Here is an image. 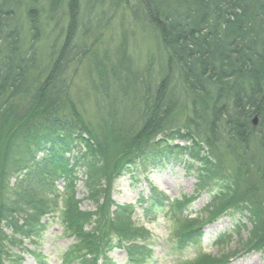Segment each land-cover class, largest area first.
Instances as JSON below:
<instances>
[{
	"label": "trees",
	"instance_id": "obj_1",
	"mask_svg": "<svg viewBox=\"0 0 264 264\" xmlns=\"http://www.w3.org/2000/svg\"><path fill=\"white\" fill-rule=\"evenodd\" d=\"M121 7L152 37L159 70L154 56L139 65L127 38L111 54L102 48L106 15ZM83 68L92 101L104 103L92 119L72 93ZM127 103L132 112L117 109ZM176 138L192 143L172 144ZM81 142L80 159L71 158ZM184 152L203 165L200 188L226 177L227 165L233 173L206 219L190 217L195 196L170 203L181 247L202 241L201 224L234 210L252 222L243 251L264 250V0H0V264L25 238L37 243L42 218L58 210L80 240L67 264L111 262L114 235L132 264H148L151 232L135 226L136 205L116 203L111 187L131 164L160 167ZM79 161L96 211L81 210L75 197ZM150 190L148 214L165 201ZM92 223L95 231H86ZM229 257L203 253L185 264Z\"/></svg>",
	"mask_w": 264,
	"mask_h": 264
},
{
	"label": "rangeland",
	"instance_id": "obj_2",
	"mask_svg": "<svg viewBox=\"0 0 264 264\" xmlns=\"http://www.w3.org/2000/svg\"><path fill=\"white\" fill-rule=\"evenodd\" d=\"M124 8V7H121ZM119 9L117 12L110 10L107 13L105 22L106 29L103 32V46L104 49H109V53H113L116 44L124 38L131 48V54L136 62L144 65L149 62L150 58L155 57V66L159 70L162 65L159 51L156 48L155 42L148 32L144 31L143 25L137 26L130 18L129 12L124 9ZM138 69V68H137ZM136 70V69H135ZM81 73L72 84V93L78 99H83L85 103L84 111L89 110L87 118L92 119L96 110L97 104L101 107L102 101L99 103L93 102L89 98L95 95L90 86L91 76L85 79L87 71ZM139 72H141L138 69ZM154 74H157L155 72ZM159 74V71H158ZM93 78V77H92ZM90 80V81H89ZM180 90V89H178ZM181 94V91L178 92ZM87 94L89 97L87 98ZM95 97V96H94ZM101 98V96H98ZM133 111V104L127 103L125 106H118L117 109L122 113ZM101 109V108H100ZM185 116L181 118L176 126L183 127L182 121L185 122ZM177 129V128H175ZM172 144L191 145V141L176 138ZM78 143V142H77ZM233 143L229 142V145ZM84 143H79V146L69 153L73 159H80V155L84 152ZM228 144H226L227 146ZM204 150L208 151V147L204 146ZM210 150V149H209ZM226 153V150L224 149ZM203 154V153H202ZM237 154V152H236ZM164 166L155 167L149 166L146 169L141 168L140 164H131L127 167L124 173L116 179L111 187L112 199L119 204H136L133 219L136 227H142L151 232V254L148 257V264H185L188 261L198 258L201 254L209 253L219 255L221 253H228L230 255L226 264H264V250H245V245H241L242 241H248L252 222L246 219V212L229 210L224 216L213 222H205L201 224L202 241L198 243H190L188 246L181 247L179 241L174 236L175 223L171 212L168 210L170 203H175L177 199H182L183 196H195V200L187 208L192 218L206 219L207 213L205 208L212 202L213 198L221 191L225 184L232 182L231 175L233 169L227 165L226 177H220L221 181L216 180L210 182V185L198 187L200 174L202 172V163L194 160L187 152L176 156L167 157ZM82 161V160H81ZM227 164V163H226ZM76 199L79 200V207L83 211H96V203L90 199L88 188L85 183V168L79 161L76 167ZM15 180V179H14ZM13 182V181H12ZM64 181H58L57 187L60 191H64ZM155 186L157 194L162 193L165 201L161 203V207L153 208V214L147 212L148 196H150V186ZM154 196L151 195L150 199ZM149 199V200H150ZM148 200V201H149ZM59 209L64 207L59 202ZM115 209V206L112 208ZM58 210L55 216L51 218L45 216L42 218V223H47L46 228L41 231V234L35 239L36 243H30L26 238L22 245H13V251L18 252L17 255L9 257L6 260L2 258L3 264H67L65 257L67 251L80 241L75 235L67 233L64 230L63 217ZM96 217H94L95 219ZM23 223V220H21ZM95 223L84 224L86 231H95ZM10 232V231H8ZM224 233L232 235L229 241H224L222 244L217 241L219 236ZM11 234V233H10ZM65 234V235H64ZM115 244L114 250L108 253V257L113 259L106 264H129L128 252L118 246L121 243L118 238L112 236ZM7 241V240H6ZM198 241V240H197ZM228 242V243H227ZM141 245L147 242L140 241ZM227 243V244H226ZM111 244V243H110ZM126 246L130 243H125ZM113 245V244H112ZM114 246V245H113ZM23 247H27L24 251ZM225 247V249H224ZM247 249V248H246ZM21 250V252L19 251ZM31 250V253H30ZM225 250V251H224ZM39 254L43 256L41 259L34 255ZM16 261V262H15ZM81 258L72 260L70 264H79ZM14 262V263H13Z\"/></svg>",
	"mask_w": 264,
	"mask_h": 264
},
{
	"label": "water",
	"instance_id": "obj_3",
	"mask_svg": "<svg viewBox=\"0 0 264 264\" xmlns=\"http://www.w3.org/2000/svg\"><path fill=\"white\" fill-rule=\"evenodd\" d=\"M254 123H255V124L257 123V118L254 119Z\"/></svg>",
	"mask_w": 264,
	"mask_h": 264
}]
</instances>
